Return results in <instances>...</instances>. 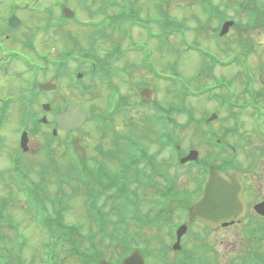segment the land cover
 <instances>
[{
    "label": "rangeland",
    "instance_id": "obj_1",
    "mask_svg": "<svg viewBox=\"0 0 264 264\" xmlns=\"http://www.w3.org/2000/svg\"><path fill=\"white\" fill-rule=\"evenodd\" d=\"M26 1V0H25ZM29 1V6H26L24 0H17V2H20V5L22 9H20L18 12L21 16V18L28 22L31 23L32 25H29V28L22 27L21 31H18L16 33H11L9 39L7 40L5 34L8 31H4L3 26L0 25V34L2 40H5L7 42H10V47L9 51L11 52H16V56L12 57V60L9 63V70L6 72V74H3V78L5 77V86H2V88H6V93L4 94L5 97L10 96L12 99V104L17 105V108L19 110V116L15 119V121H11L10 124L6 122L5 124V139L8 141V147L10 148L11 151V158L13 162L16 160H23L25 161L26 158L23 157V154H20L17 143L20 138V131L22 128L27 127V123H33L31 118L28 116V113L30 110L37 109L40 111V108L38 106H33L31 103V98H32V93H33V84L38 82L37 79L42 78V80L45 79V76H47V79L52 77L51 72L53 73L54 70L52 71V68L50 69L47 74H44V68L43 64L41 63L43 61V58L38 59V52L45 54L49 53V58H51V55L53 54L54 50L56 51V48H50V42H44L45 36V27L44 24L47 22V18L52 17L53 21L56 20V15L59 13L58 10H53L52 12H49L51 10L50 7H45V6H53L55 4V0H41V3L37 2H31ZM107 2H111L112 0H106ZM127 1L126 3L132 4L130 7H134L137 12H138V17L140 21L146 25L145 31H140L138 40L136 41V45H134V49L138 50V56H136V60L139 61L140 57L147 56L149 59V63L151 62L154 65V68L157 72L159 73H169L168 71V62L176 56V50H169L165 45L164 42H161L157 36L153 34H158L160 33L157 32V27H155V23L157 24L158 21L162 24H169L173 26V23H169V20H167L168 14H173L176 17L183 18V19H189V23L193 26L194 24V14L196 11L190 9L194 5L192 2L185 0H167V4L165 6H161L162 0H125ZM91 0H89L88 4H91ZM160 2V3H159ZM102 2H99V4ZM159 3V4H158ZM68 4L71 6V8L79 14L81 17H86L87 14L85 11H82V0H68ZM8 14L7 11H2L0 9V16L6 17ZM54 14V15H53ZM188 16V17H187ZM194 20V21H193ZM176 22L177 25H179L181 29L179 33L184 32V27L180 24V22L173 20ZM1 24V20H0ZM69 23H67V26ZM187 25V26H191ZM38 27H40V31H38ZM69 28L71 29V32H73V37L77 38L81 44L86 45L89 41L90 37V30L87 27L80 26V24H76L74 22H70ZM28 30V31H27ZM24 31H27L24 32ZM57 32V31H56ZM94 32L91 30V33ZM157 32V33H156ZM24 33V34H23ZM37 34L36 39L34 40L35 37H31V35ZM197 32L194 31V29H190L188 33V38H186L189 41H193L195 38H197ZM199 37L201 36L198 35ZM14 39L19 40L18 43L13 42ZM180 37L178 35H175L172 39V43L177 47V49L181 52L178 54V60H177V69L179 70V74L184 77L188 83V86L190 89H196V86L200 85V94L199 98H189L190 103H187V106H192L195 108V113L199 116L200 114L206 113V109H212V104L208 103L206 98V94L209 93V90L206 88L207 80L209 78H213V74L210 73L209 71L212 70V62L205 57H201L199 55H196L195 52H188L185 50V45L182 44L180 45ZM199 41H202V39H198ZM29 42V44L34 47L32 50H28L27 48H23L21 45V42ZM37 43H39L40 49H37ZM208 44V43H206ZM163 46V47H162ZM262 53V49L258 50L255 52L252 56V61L256 59H260V55ZM41 61V62H40ZM12 63V64H11ZM45 65V64H44ZM259 62L255 63L256 70L258 69ZM141 68V67H140ZM238 67H235V70ZM201 70V75L199 77V82L196 83L195 78L197 75L198 70ZM147 72V70H145ZM148 73V72H147ZM219 74H226V70H219ZM234 72H231L226 75L228 77H232ZM149 76H153L152 79V87H155L156 89H162L165 92L163 95V100H170L171 97L167 96L169 95L168 91L164 88L165 87V82L158 80L154 77L153 74H149ZM214 79V78H213ZM60 84H61V91L53 96V95H48L46 98H50L52 101V104L56 109H59L66 98L73 97L72 95L74 92H71L69 89V82L71 79L67 77H61L60 79ZM142 81V79H141ZM195 82V83H194ZM237 94L242 98L245 96L241 92V90L237 89L236 90ZM167 93V94H166ZM72 94V95H71ZM76 96L79 97L81 96L78 91H76ZM110 94L111 90L104 88V92L100 94V92L97 90L94 91L93 94L89 95L90 97H93V101L97 104L106 106V109L110 108ZM71 96V97H70ZM100 99H99V98ZM53 99V100H52ZM72 99V98H71ZM99 102V103H98ZM201 104V105H200ZM264 108V105H263ZM195 114V115H196ZM246 118V124L244 125L243 128H241V131H244L245 134H250L249 131V122H250V116L251 113L249 111L244 112ZM127 117H132L134 116V113L131 114H126ZM197 117V116H196ZM206 118V117H205ZM6 120V118H5ZM4 120V121H5ZM22 121L21 125L20 122ZM187 117L182 116L180 119V122L186 123ZM231 122H225V124H228ZM222 124V120L216 121L214 124L215 128L220 126ZM19 125V126H18ZM91 125V128H93L92 124L90 123L89 126ZM33 126V125H32ZM195 124L192 123L191 125L188 126V129L186 131H183L180 134L181 140L183 142V146L185 148H189L190 146H205L204 144H200L199 139L200 136L195 133L194 129ZM37 128H40L37 126ZM40 130V129H39ZM45 128H43V131L39 134V139H45L47 134L44 132ZM97 134V133H96ZM248 136V135H247ZM245 137L244 141H241V144L245 145L248 147L251 145L253 148L260 147L261 146V141H256L252 140L251 137ZM250 136V135H249ZM228 138L230 140H234L235 138L232 135H229ZM202 140V139H201ZM252 141V143H251ZM240 143V141H239ZM39 141L34 140L32 142V147L34 148H39ZM94 144V142L92 143ZM242 150H245V148L242 146ZM261 150V149H259ZM36 151V150H33ZM45 149L41 150V152L38 154V159L39 162H41V165L44 163H47V157L45 154ZM8 149L4 155L6 158V162L8 161L7 159V153ZM240 153L239 155V160L242 164H245V160L251 159L249 153L244 154ZM34 157H31V156ZM29 155L30 158L28 159V156L26 155L27 159L29 161L33 160L35 162V157L37 155L32 154ZM245 155V156H244ZM1 162V161H0ZM33 162V163H34ZM67 159L64 157L59 156L56 159V163L59 165L66 166ZM254 160H252V163ZM41 165H35L33 164L34 168L39 167ZM5 166V164H4ZM6 167L8 165L6 164ZM178 169V170H177ZM174 171H180V176L178 177V181L183 182L184 184L186 183V186L188 185L189 174L186 173L187 170L185 169H179L175 168ZM6 175H8V170L6 169ZM250 176H247V185L250 191L251 198H259L260 196H264V153L261 155L260 159V164L255 166V170L249 173ZM246 177V176H245ZM54 176L51 175L50 178L53 181L50 182L49 180L46 179V187L48 188V193L52 194L56 190L55 186V180ZM191 187H194L192 185H189ZM21 198V196H20ZM23 198V197H22ZM21 198V199H22ZM21 201H19L17 198L15 201H12L11 204L9 205V210L11 215L14 217V220L17 222H20L22 225V228L26 230L29 235H30V247H28V250H25V262L23 264H43L42 259L44 256L43 248L38 249V247L41 246V241H40V236L39 234H34L35 230V223L33 222V216L28 214L27 208L23 209L20 206ZM23 204V203H22ZM71 204L74 206V209L70 212V214H66V220L69 221L70 223H74L79 225L82 230L85 232L88 231V229L91 227V220L89 219L87 209L85 208L84 205V198L81 196H78L77 198H74L71 201ZM179 214V213H178ZM176 213V215H178ZM178 217V216H177ZM24 225V226H23ZM31 229L35 230L34 232L31 231ZM192 230L195 231V229L192 228ZM12 235V238H15L16 233L15 231H10L9 232ZM242 235V229L241 225H233L229 226L226 228H221L215 232H209L207 236V240L210 243V245L213 247V252L210 255V259H213L214 255L218 254V259L217 262L219 264H227L228 259L230 258V255H236L239 252L240 247L243 246L241 242L240 236ZM170 238V237H169ZM169 240V239H168ZM264 242V238L262 240ZM41 258V259H40ZM68 258L64 259L66 262ZM70 259L67 264H75L74 260L71 261ZM52 260H49V263H52ZM155 264V263H152Z\"/></svg>",
    "mask_w": 264,
    "mask_h": 264
},
{
    "label": "flooded vegetation",
    "instance_id": "obj_2",
    "mask_svg": "<svg viewBox=\"0 0 264 264\" xmlns=\"http://www.w3.org/2000/svg\"><path fill=\"white\" fill-rule=\"evenodd\" d=\"M187 2V0H185ZM192 2L194 5L192 10L196 11L194 14V19L200 28L198 29V39H202L199 41L200 47H208L213 50H216L217 53H220L222 47L226 51H230L234 48L236 41L237 44H241L244 47V52L250 59L255 52L262 49V55H260V59L253 60L250 65L252 67V74L255 78V84L262 90H264V0H188ZM130 16L132 17H122L117 20L121 25H135L136 18L135 14L132 13ZM188 17V16H187ZM108 21L104 19V21ZM186 20V19H185ZM189 20V19H187ZM232 23L228 31L224 34H221L223 27L225 24ZM4 28V31L7 30L8 25H1ZM7 39L10 37V34H5ZM208 43V44H206ZM239 44V45H240ZM0 45L3 49L4 57H10L11 52L8 50L9 45L5 40L0 39ZM241 47V46H240ZM127 57V56H126ZM134 57L132 55L131 58L124 60V58H120L118 61L111 58L108 61L113 63L115 67L129 69L133 64L132 74L134 78L139 81V69L138 64L133 62ZM71 61L69 60V63ZM138 62V61H137ZM259 62L258 69L256 70L255 63ZM126 63V64H124ZM67 67L61 69L58 67L56 74L58 77L61 75L71 77ZM8 71V67L3 61H0V171L2 173L6 172L10 165V157L11 151L8 147V141L5 139V124L11 122L10 109L12 104V99L10 96L5 97L6 88H2L5 86L4 80L2 78V74ZM63 76V77H64ZM59 83V82H57ZM59 89V84H58ZM57 89V90H58ZM140 92V91H139ZM230 92V91H229ZM264 93V91H262ZM254 94L257 95L256 91ZM89 98V95L87 96ZM90 100L92 97L89 98ZM144 101V97H141ZM139 101H134L133 104L135 107L139 106ZM148 103H151L148 102ZM57 112V111H56ZM53 115L51 126L53 128L56 127L55 117L56 113ZM88 120L86 124L77 131H65L58 129V136L60 137L62 134L66 138L65 145L71 146L69 153L75 156L76 160L71 163L77 164L80 166H85L89 168L93 165L95 168L108 167L115 168L117 170H124L126 167H122V165L117 163V160L125 159L126 155L129 153L131 145H133L138 139H140L139 132V124H140V115H132L131 124L128 123L127 117H124L123 123H118V129L115 132L111 127H109L100 138L98 137L97 131L95 129H89V124L92 123L90 120V113L88 112ZM6 118V120H5ZM150 117H142L144 120H148ZM5 120V121H4ZM85 129L83 130V128ZM36 133V138H37ZM34 135L29 136L30 143L34 139ZM62 136V137H63ZM78 138L80 143L86 148L87 153L86 157H83L82 151H75L73 139ZM60 139V138H57ZM94 142V144H92ZM102 143L98 149L95 148L96 143ZM19 142L17 143V147L19 150ZM69 146V147H70ZM7 159L4 157L6 151ZM114 151L116 155L114 156ZM20 152V151H19ZM21 154V153H20ZM169 156V154L167 155ZM88 159V161H81V159ZM5 164V166H4ZM6 164L8 167H6ZM128 172L125 174L127 176ZM190 245H194V243H190Z\"/></svg>",
    "mask_w": 264,
    "mask_h": 264
},
{
    "label": "trees",
    "instance_id": "obj_3",
    "mask_svg": "<svg viewBox=\"0 0 264 264\" xmlns=\"http://www.w3.org/2000/svg\"><path fill=\"white\" fill-rule=\"evenodd\" d=\"M95 52V51H94ZM84 54H91L90 51H84ZM153 138L152 135H149V132L140 131V139H138L129 150V153L126 155L125 159L117 160V163L126 167L124 170L111 171L107 169V181L108 188L111 189L109 194L112 197L113 203L112 208H118L119 213L124 215H133L132 218H128V223L123 227L118 233L124 238L126 246L133 247L141 245L143 237L151 240V236L146 230H143L142 225H136L134 221V216L142 218V224H146L147 227H154V232L159 231L165 225V221L171 220L168 216H163L158 213V215H150L147 212L142 211L143 197L145 192L152 190L156 192V195L159 198H155L152 201L153 207L151 208H161L164 209L165 214H170V210L185 209L188 207L189 202L198 194L202 183L197 184L196 188L190 189L180 186L178 177L180 173L177 171L170 172L171 168H174L178 163L175 160V157L169 155H162L163 149L170 145L172 152L177 151V141L170 136V143L166 142L165 132H161ZM149 141H156L158 144V149L151 151L152 144ZM182 168H185L182 166ZM189 170V168H188ZM128 172L127 176L125 174ZM163 178H170V180L165 185L161 182ZM184 184V183H183ZM105 189L104 187H102ZM107 215L100 217L101 225L99 224V229L106 228ZM160 216V217H159ZM133 224L136 227L131 228L130 225ZM258 223L252 220L249 224L246 225V232L250 238H253L252 233L257 228ZM259 225V224H258ZM104 235L106 231H103ZM99 233V231H98ZM108 235V231H107ZM114 237L118 238L115 234ZM154 238H157L156 236ZM160 238V237H159ZM158 238V239H159ZM256 242L255 244H258ZM258 245L251 247V252L257 258L264 259V253L260 252ZM85 254V253H84ZM83 254V255H84ZM246 254H250L247 252ZM100 258V254H89L85 257V260L88 264H95ZM8 260L6 256H0V264H6ZM8 264H10L8 262ZM14 264V263H13Z\"/></svg>",
    "mask_w": 264,
    "mask_h": 264
},
{
    "label": "water",
    "instance_id": "obj_4",
    "mask_svg": "<svg viewBox=\"0 0 264 264\" xmlns=\"http://www.w3.org/2000/svg\"><path fill=\"white\" fill-rule=\"evenodd\" d=\"M46 86H43V88H46ZM47 87L53 88L50 85ZM85 118V112L79 105L68 104L64 112L59 114L58 124L66 129H76L83 123ZM193 156L192 152L189 158H193ZM241 194L242 184L236 175L226 179L211 167L210 179L206 185L204 196L192 208L190 216L191 218L200 217L214 225H218L222 220L238 218L245 212V204ZM255 209L264 215V201L257 204ZM136 261L143 263L139 252L134 253L123 264H135ZM102 264L109 263L104 262Z\"/></svg>",
    "mask_w": 264,
    "mask_h": 264
}]
</instances>
